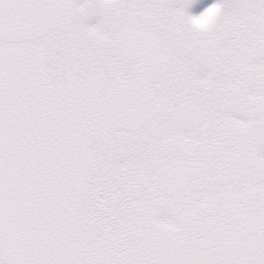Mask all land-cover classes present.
<instances>
[{
  "label": "snow or ice",
  "instance_id": "1",
  "mask_svg": "<svg viewBox=\"0 0 264 264\" xmlns=\"http://www.w3.org/2000/svg\"><path fill=\"white\" fill-rule=\"evenodd\" d=\"M0 264H264V0H0Z\"/></svg>",
  "mask_w": 264,
  "mask_h": 264
},
{
  "label": "flooded vegetation",
  "instance_id": "2",
  "mask_svg": "<svg viewBox=\"0 0 264 264\" xmlns=\"http://www.w3.org/2000/svg\"><path fill=\"white\" fill-rule=\"evenodd\" d=\"M207 2L210 4V3H213V2H215V0H207ZM93 22L94 23H91V21L89 22V23H91V24H95V23H97L98 22V18L95 20H93Z\"/></svg>",
  "mask_w": 264,
  "mask_h": 264
},
{
  "label": "rangeland",
  "instance_id": "3",
  "mask_svg": "<svg viewBox=\"0 0 264 264\" xmlns=\"http://www.w3.org/2000/svg\"><path fill=\"white\" fill-rule=\"evenodd\" d=\"M94 19L96 20L97 18H93V19L91 20V23H94V22H93ZM89 22H90V21H89Z\"/></svg>",
  "mask_w": 264,
  "mask_h": 264
}]
</instances>
